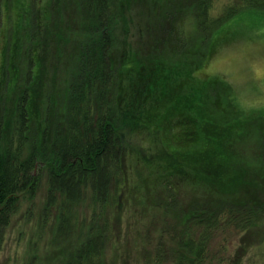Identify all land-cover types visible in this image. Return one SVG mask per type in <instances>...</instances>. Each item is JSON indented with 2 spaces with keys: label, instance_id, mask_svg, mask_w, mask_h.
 <instances>
[{
  "label": "trees",
  "instance_id": "16d2710c",
  "mask_svg": "<svg viewBox=\"0 0 264 264\" xmlns=\"http://www.w3.org/2000/svg\"><path fill=\"white\" fill-rule=\"evenodd\" d=\"M126 3L81 0L87 24L76 72L65 93L66 120L48 143L46 137L40 142L38 138L30 141L34 115V90L30 86L39 74L34 70L32 55L36 53L28 50L25 82L30 84L18 97L7 140L0 129V252L21 200L34 197L45 172L47 205L58 208L57 237L63 240V262L57 264H109L112 251H119L124 240H131V227L143 222V217L129 215L131 202L124 203L128 193L125 128L129 123L158 132L155 137L168 151L167 156L153 159V151L141 158L140 153L138 162L155 169L154 184L161 180L169 196L175 192L171 180L191 176L229 185L233 173L224 144L227 136L244 132L245 126L206 117L203 97L193 88L189 96L168 97L171 72L158 67L145 72L129 50L118 69L112 52ZM27 5L25 0H0V87L6 81L13 84L19 73L14 58L6 61L8 48L4 54L1 51L5 13L13 11L12 19L18 17L21 23L29 19L28 14L23 16ZM31 5L37 10V0ZM254 19L264 22V0H195L196 29L208 39L206 60L221 45L234 40L235 23ZM12 38L14 51L20 40L18 32ZM10 69H16L13 81L9 80ZM262 161L264 165V153ZM209 203L203 209L195 204L194 216L180 229H166L153 250L147 247L145 232H139L135 251L143 264H217L224 260L231 236L244 233L251 219L247 211L240 212L225 201ZM166 242L175 247L167 248Z\"/></svg>",
  "mask_w": 264,
  "mask_h": 264
},
{
  "label": "rangeland",
  "instance_id": "374dc122",
  "mask_svg": "<svg viewBox=\"0 0 264 264\" xmlns=\"http://www.w3.org/2000/svg\"><path fill=\"white\" fill-rule=\"evenodd\" d=\"M25 1L29 5L25 6L23 16L28 14V20L19 23L18 17L12 19L13 11L4 17L1 51L4 54L8 48L6 61L8 57L14 58V68L19 73L15 80L16 69H10L9 80H15L14 83L8 85L6 81L0 87V129L2 138L7 140L18 97L30 84L25 82V71L31 49L36 53L32 56L39 77L30 86L34 90L30 141L38 138L40 142L46 137L48 143L66 120L65 93L76 72L87 21L81 0H37V10L32 7V0ZM232 27L237 30L234 40L221 45L206 60L208 39L196 29L195 0H127L112 52L118 69L129 50L145 72H154L156 67L171 72L168 97L189 96L193 88L203 97L206 117L218 122H242L246 129L226 137L224 147L234 175L228 180L229 185L191 176L171 180L175 192L169 196L161 180L154 184L155 169L138 162L140 153L141 158L153 151V159L163 160L167 156L168 151L155 137L158 132L129 123L125 128L128 193L124 203L131 202L129 215L143 217V222L131 227V240H124L119 251H112L109 264H143L135 251L139 232H145L147 247L153 250L166 229H180L194 216L195 204L203 209L212 200L225 201L240 212L247 211L251 219L244 233L231 236L224 260L215 263L264 264V22L244 20ZM15 32L20 40L13 51ZM158 167L162 170L161 165ZM47 195V175L43 172L34 197H23L6 230L0 264L63 262V240L57 237L58 208L47 205ZM151 218L157 221L150 222ZM164 244L167 248L175 247L169 242Z\"/></svg>",
  "mask_w": 264,
  "mask_h": 264
}]
</instances>
